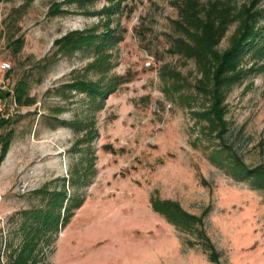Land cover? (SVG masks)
Segmentation results:
<instances>
[{
  "label": "rangeland",
  "instance_id": "374dc122",
  "mask_svg": "<svg viewBox=\"0 0 264 264\" xmlns=\"http://www.w3.org/2000/svg\"><path fill=\"white\" fill-rule=\"evenodd\" d=\"M184 2L0 0V65L12 66L0 137L14 133L0 161L2 263L38 227L40 209L61 214L37 249L45 264H215L197 235L155 212L158 201L202 218L221 264H264V189L227 159L264 169V41L237 63L223 88L227 129L211 133L194 89L203 68L173 47ZM238 26L219 57L235 49ZM90 33L91 47L58 44ZM173 72L185 93L172 89ZM87 85L113 90L91 100ZM186 93L190 106L178 98Z\"/></svg>",
  "mask_w": 264,
  "mask_h": 264
},
{
  "label": "trees",
  "instance_id": "16d2710c",
  "mask_svg": "<svg viewBox=\"0 0 264 264\" xmlns=\"http://www.w3.org/2000/svg\"><path fill=\"white\" fill-rule=\"evenodd\" d=\"M264 0H249L242 6L238 5L237 0H212L208 3L207 7L202 6L198 0H185L183 4V20L177 23V29L181 31V37L174 43V48L178 50L177 53L195 59L198 66L203 68L202 79L197 80L194 85L196 95H203L206 97L205 111L199 114L201 119H204L209 126L207 130L211 133L222 132L227 129L225 122V106L223 88L230 84V76L234 74L237 63L244 56L245 50L258 49V42L264 41V26H261V21L264 20V7L261 5ZM233 23H239L236 32L235 49L230 50L228 53L219 57L216 52V47L219 41L222 40L226 34L229 26ZM103 35L101 39L106 43H110L112 37ZM96 40V36L83 35L69 36L58 41L62 48H73V50L82 49L83 46L91 47ZM100 41V40H99ZM170 79L173 81L172 89L180 92L188 90L187 80L181 74L173 72L170 73ZM87 91L91 100H98L103 98L112 87H100L96 85H87ZM194 94V92H192ZM191 94V93H190ZM9 94L6 93L5 96ZM192 95V94H191ZM4 94L0 92V98ZM187 105H191L193 99L190 95L184 94L178 97ZM177 99V97L175 98ZM18 102L24 101V93L19 94ZM185 101V102H184ZM28 104H33L32 99H27ZM8 124L7 120H0V128ZM8 136L0 137L1 154L0 161L6 156L9 149L11 139L14 136L13 131L9 132ZM218 154V153H217ZM213 156L217 160L219 155ZM217 156V157H216ZM231 158L230 168L238 175L248 173L247 177L255 179V186L264 189V169L260 168L255 170H247L243 165L235 161L233 156L227 155V159ZM220 158V156H219ZM218 158V159H219ZM221 159V164L224 158ZM219 159V160H220ZM244 173V174H245ZM155 212H158L172 224L178 231L190 235H197L202 247L208 254V258L212 263L221 264L220 254L216 247L208 237L204 221L190 215L180 207L179 204L173 202L158 203L154 201ZM36 217L38 227L34 230H29L26 234V239L18 249L8 250L6 256V263L1 262V255L3 249V237L0 229V264H45V257L42 255L43 251L37 250L41 244V240L48 231L54 232L58 229L61 214L48 213L39 209V211H32ZM48 238L47 242H50ZM193 245V244H192ZM40 254L42 255L40 257Z\"/></svg>",
  "mask_w": 264,
  "mask_h": 264
},
{
  "label": "built area",
  "instance_id": "2783aa9c",
  "mask_svg": "<svg viewBox=\"0 0 264 264\" xmlns=\"http://www.w3.org/2000/svg\"><path fill=\"white\" fill-rule=\"evenodd\" d=\"M12 70V66L9 63H3L0 65V72L3 73L4 77L0 80V90L5 89L9 86V79L7 78L9 72ZM16 104V102H15ZM10 118V113L8 109V104L0 98V120H8Z\"/></svg>",
  "mask_w": 264,
  "mask_h": 264
}]
</instances>
